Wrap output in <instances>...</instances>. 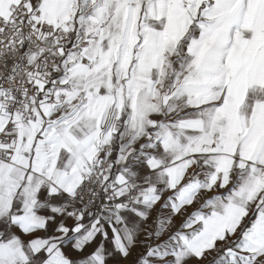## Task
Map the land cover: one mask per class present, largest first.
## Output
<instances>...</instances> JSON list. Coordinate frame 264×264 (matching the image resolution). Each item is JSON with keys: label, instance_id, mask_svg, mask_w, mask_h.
<instances>
[{"label": "snow or ice", "instance_id": "obj_1", "mask_svg": "<svg viewBox=\"0 0 264 264\" xmlns=\"http://www.w3.org/2000/svg\"><path fill=\"white\" fill-rule=\"evenodd\" d=\"M0 264H264V0H0Z\"/></svg>", "mask_w": 264, "mask_h": 264}]
</instances>
